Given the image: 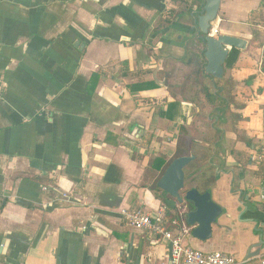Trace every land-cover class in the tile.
Wrapping results in <instances>:
<instances>
[{"label": "crops", "instance_id": "0c3cea01", "mask_svg": "<svg viewBox=\"0 0 264 264\" xmlns=\"http://www.w3.org/2000/svg\"><path fill=\"white\" fill-rule=\"evenodd\" d=\"M203 5L0 0V264H168L167 246L120 212L165 208L186 220V205L157 184L190 155L186 185L208 189L222 215L208 241L187 243L262 264L264 246H253L264 240V0H221L217 36L247 42L221 80L196 73ZM224 82L218 124L200 89L216 94Z\"/></svg>", "mask_w": 264, "mask_h": 264}, {"label": "water", "instance_id": "95a60500", "mask_svg": "<svg viewBox=\"0 0 264 264\" xmlns=\"http://www.w3.org/2000/svg\"><path fill=\"white\" fill-rule=\"evenodd\" d=\"M220 3L221 0H204L200 12L193 16L197 38L204 43V76L213 80L223 78L224 65L232 51H244L247 46V42L240 38L208 35L217 18ZM194 160L192 155L174 159L166 167L157 186L178 205H191L192 208L186 213V224L192 228L191 237L199 242H206L212 236V226L222 215V208L214 203L209 192L201 193L196 189H187L184 170ZM95 231L100 232L98 229ZM261 246H264L262 236L253 247L259 251Z\"/></svg>", "mask_w": 264, "mask_h": 264}, {"label": "built area", "instance_id": "2783aa9c", "mask_svg": "<svg viewBox=\"0 0 264 264\" xmlns=\"http://www.w3.org/2000/svg\"><path fill=\"white\" fill-rule=\"evenodd\" d=\"M210 37L218 35L217 29L212 25L208 33ZM1 101V97H0ZM48 192V187L42 188ZM63 200L68 196L61 195ZM183 213L177 217L168 218L165 208H160L154 214H149L141 209L122 210L120 215L123 221L135 230L147 233L159 239L168 250V264H243L236 257L223 252L204 253L192 248L187 239L191 237L192 228L182 218ZM264 264V260L262 262Z\"/></svg>", "mask_w": 264, "mask_h": 264}, {"label": "trees", "instance_id": "16d2710c", "mask_svg": "<svg viewBox=\"0 0 264 264\" xmlns=\"http://www.w3.org/2000/svg\"><path fill=\"white\" fill-rule=\"evenodd\" d=\"M195 48L196 51L194 53V57L197 63V67H196V73H198L201 77L204 73V67L206 65L205 60H204V43L201 40H197L196 44H195ZM262 69L264 70V60L262 62ZM209 77H205L202 79L206 80ZM220 81H216V84H219ZM232 84L227 82H224V84H222V87L220 88V90L216 93L213 94V91L210 90L206 85L201 86L200 89V94L203 95L204 100L206 101L207 104L209 105H216V106H212L213 107V115H214V119L218 120V124H221L222 121L225 119L226 113H227V104H228V100H229V91L231 88ZM148 103V102H147ZM200 102L198 101V103L194 102V104H196L197 106H193L195 108H200L201 106H199ZM148 106L154 105L152 102L147 104ZM177 104H171L168 106L167 109V114L166 117L169 119H173V117L170 115L171 111L176 108ZM219 113V116H217L216 114ZM184 131V128H183ZM220 132H216V135L214 136V141L216 139H218V137L220 136ZM243 140V139H242ZM244 143L247 146H250V142L248 140H243ZM161 160L164 161V159L162 158ZM190 165H188L189 167ZM191 168V167H190ZM209 170H211V167L208 168ZM200 170V169H199ZM216 181V177L213 178V182ZM212 182V183H213ZM188 185V186H187ZM186 187L187 189H195L192 186H190L189 184H187ZM204 192H209L208 189H206ZM187 210H190L192 207L190 204H186Z\"/></svg>", "mask_w": 264, "mask_h": 264}, {"label": "rangeland", "instance_id": "374dc122", "mask_svg": "<svg viewBox=\"0 0 264 264\" xmlns=\"http://www.w3.org/2000/svg\"><path fill=\"white\" fill-rule=\"evenodd\" d=\"M203 107H204V109L210 110V107H208V106H203ZM206 129H207L206 125H204V123H201L199 129L197 131L193 132L194 138L198 139L199 137H202V135L207 131Z\"/></svg>", "mask_w": 264, "mask_h": 264}]
</instances>
